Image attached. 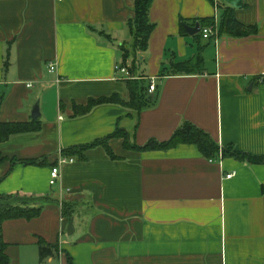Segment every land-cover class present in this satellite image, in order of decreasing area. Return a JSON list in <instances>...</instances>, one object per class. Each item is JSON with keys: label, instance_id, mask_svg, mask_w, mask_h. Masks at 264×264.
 Returning a JSON list of instances; mask_svg holds the SVG:
<instances>
[{"label": "crops", "instance_id": "1", "mask_svg": "<svg viewBox=\"0 0 264 264\" xmlns=\"http://www.w3.org/2000/svg\"><path fill=\"white\" fill-rule=\"evenodd\" d=\"M242 3L235 19L257 31L233 37L218 35L225 0H152L155 26L136 62L149 105L110 102L75 116L72 105L88 98L128 100V75L115 65L132 41L133 0H0V122L40 125L0 142V194L43 204L38 217L2 224L10 264H66V255L72 264H264V162L206 158L191 144L133 148L189 121L220 146L264 156V0ZM208 17L209 43L180 30L181 19ZM197 53L201 72H171ZM118 128L131 147L110 136ZM109 136L115 158L96 145L50 184L62 149ZM40 238L59 250L40 259Z\"/></svg>", "mask_w": 264, "mask_h": 264}, {"label": "trees", "instance_id": "2", "mask_svg": "<svg viewBox=\"0 0 264 264\" xmlns=\"http://www.w3.org/2000/svg\"><path fill=\"white\" fill-rule=\"evenodd\" d=\"M152 0H133L132 10L133 16L128 20L127 25L129 28L132 41L129 44L122 43L119 47L121 54V67L127 69V78L124 79L126 84L128 100H122L117 93L108 95L107 97L88 98L86 104H73V114L80 116V114L87 113L94 106L99 104H108L116 102L121 105L139 111L147 107L150 103L149 97L146 95L147 85L145 81L137 76L136 62L138 61V52L145 51L148 47L149 36L154 29L155 24L150 21L149 12ZM244 3H242V7ZM236 8L229 5L223 6V11L219 19L218 35H229L233 37L247 36L257 31V26H246L240 21L235 19ZM180 30L185 34L186 25H194L199 23L201 30L194 34L199 43L207 41L209 43L214 37L204 38L202 36V29L208 25L213 24V18H203L193 20L188 23L186 20L181 19ZM171 72L175 74L181 73H195L201 72L204 68L203 60L200 53H197L192 59L171 63ZM40 128L37 120L21 121V122H0V142L6 141L10 136L15 134H22L25 132H36ZM110 136L122 137L126 147L132 145L128 142V132L124 129H116ZM109 137L102 139H95L90 144H81L78 146L66 147L62 149L61 153L64 156H75L76 158L83 159L84 151L93 148L96 145H103L109 157L115 158L111 148L108 147L106 140ZM183 144L194 145L203 156L206 158H213L219 153L222 157L233 156L238 159H246L249 162L257 163L264 162V156H252L248 152L236 151L231 145L220 146L217 141L198 125H194L189 121H183L181 126L173 131V133L165 141H158L156 139H149L146 143L133 146L136 150H154V149H168ZM28 163H37L36 160H27ZM16 193L0 194V264H10L9 258L6 254V243L3 240L2 224L10 219H33L39 216L42 209L41 203L32 204L26 200H17ZM46 199L49 197H45ZM73 205L71 202L61 201V216L67 217L71 214ZM37 247H39V257L43 259L48 255H53L58 251L57 243H46L42 238L38 240ZM66 264H72L70 257L66 255Z\"/></svg>", "mask_w": 264, "mask_h": 264}, {"label": "built area", "instance_id": "3", "mask_svg": "<svg viewBox=\"0 0 264 264\" xmlns=\"http://www.w3.org/2000/svg\"><path fill=\"white\" fill-rule=\"evenodd\" d=\"M57 1L61 2V0H57ZM200 30H201V28H200ZM211 32H212V28L208 25L202 29V36L204 38H207V37H209ZM54 69H55L54 63L50 62L48 64V71L49 70L53 71ZM115 69H117V71H120V72H126V74H127V69H125L123 66L121 67L120 65L117 64V65H115ZM29 86H30V84H29ZM154 88H155V84H154V82H151V84L149 85L148 91L152 92V90H154ZM73 161H75V158L72 156H64V157L60 156L58 163L56 165H53L50 169V173H49L51 176L50 177V184H53V182H55V180L59 177L60 166H62L63 164H66L67 162H73ZM233 174H234V172L228 173L226 175V178L231 177Z\"/></svg>", "mask_w": 264, "mask_h": 264}, {"label": "water", "instance_id": "4", "mask_svg": "<svg viewBox=\"0 0 264 264\" xmlns=\"http://www.w3.org/2000/svg\"><path fill=\"white\" fill-rule=\"evenodd\" d=\"M242 1L243 0H225V2L229 6L234 7V8H240V7H242ZM185 30L190 35H194L195 33H197V32L200 31V25H199V23H196L193 27L186 26V29ZM31 116H32L33 119H36V117L39 116L37 109L32 112Z\"/></svg>", "mask_w": 264, "mask_h": 264}, {"label": "rangeland", "instance_id": "5", "mask_svg": "<svg viewBox=\"0 0 264 264\" xmlns=\"http://www.w3.org/2000/svg\"><path fill=\"white\" fill-rule=\"evenodd\" d=\"M59 250V249H58Z\"/></svg>", "mask_w": 264, "mask_h": 264}]
</instances>
